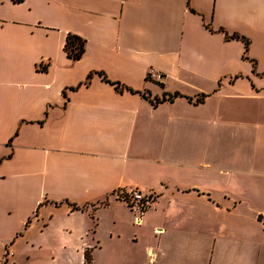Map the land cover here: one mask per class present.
I'll list each match as a JSON object with an SVG mask.
<instances>
[{"label":"crops","instance_id":"1","mask_svg":"<svg viewBox=\"0 0 264 264\" xmlns=\"http://www.w3.org/2000/svg\"><path fill=\"white\" fill-rule=\"evenodd\" d=\"M85 251L264 264V0H0V264Z\"/></svg>","mask_w":264,"mask_h":264},{"label":"trees","instance_id":"2","mask_svg":"<svg viewBox=\"0 0 264 264\" xmlns=\"http://www.w3.org/2000/svg\"><path fill=\"white\" fill-rule=\"evenodd\" d=\"M225 37L227 39H229V38H235V39L239 38L236 35L228 36L226 33H225ZM240 39L243 40L244 45H245V49H246L247 48V41L245 39H243V38H240ZM84 48H85L84 40H82L81 38H79L77 36L71 35V34L67 35L63 50L66 53V56L70 60H72V61L79 60L82 57L83 53H84ZM96 74L98 76H100L102 81H104L105 83L110 84L117 91L127 90V91H129L131 93H139V92H136V91H132V90L124 87L123 85H121L119 83L109 81L102 73H96ZM90 76L91 75L89 74L86 79L89 80ZM178 96H179L178 94H173V95H167L166 97L164 96V97H162L160 99L155 98L153 100H150V98L147 95L143 94V97L146 98L147 100H149V102L153 106L157 105L158 103L164 102L166 100L171 101L173 98H176ZM72 208L73 209H78V207H76V206H72ZM90 263H91L90 253L88 251H85V253H84V264H90Z\"/></svg>","mask_w":264,"mask_h":264},{"label":"built area","instance_id":"3","mask_svg":"<svg viewBox=\"0 0 264 264\" xmlns=\"http://www.w3.org/2000/svg\"><path fill=\"white\" fill-rule=\"evenodd\" d=\"M115 198L123 202L133 214V221L140 223L144 214L152 206L155 196L152 193H143L136 188L119 189L115 193ZM7 256H11L12 252H7Z\"/></svg>","mask_w":264,"mask_h":264},{"label":"rangeland","instance_id":"4","mask_svg":"<svg viewBox=\"0 0 264 264\" xmlns=\"http://www.w3.org/2000/svg\"><path fill=\"white\" fill-rule=\"evenodd\" d=\"M127 240H128V238L123 239L122 242H121V244L124 245V247L127 246ZM130 240H131V239H130ZM119 246H120V244H119Z\"/></svg>","mask_w":264,"mask_h":264}]
</instances>
